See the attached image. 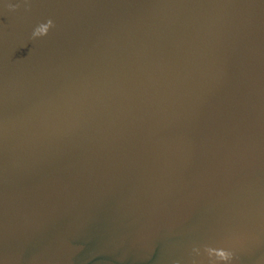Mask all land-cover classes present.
<instances>
[{"label":"water","instance_id":"1","mask_svg":"<svg viewBox=\"0 0 264 264\" xmlns=\"http://www.w3.org/2000/svg\"><path fill=\"white\" fill-rule=\"evenodd\" d=\"M0 264H264V0H0Z\"/></svg>","mask_w":264,"mask_h":264}]
</instances>
